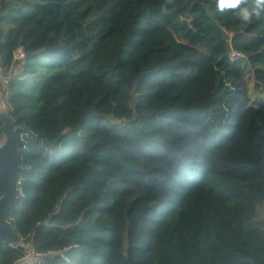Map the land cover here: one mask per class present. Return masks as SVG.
Listing matches in <instances>:
<instances>
[{"label":"trees","instance_id":"16d2710c","mask_svg":"<svg viewBox=\"0 0 264 264\" xmlns=\"http://www.w3.org/2000/svg\"><path fill=\"white\" fill-rule=\"evenodd\" d=\"M244 60L264 84V12L0 0V76L25 129L10 216L44 255L31 264H264V101ZM25 254L1 246L0 264Z\"/></svg>","mask_w":264,"mask_h":264},{"label":"water","instance_id":"95a60500","mask_svg":"<svg viewBox=\"0 0 264 264\" xmlns=\"http://www.w3.org/2000/svg\"><path fill=\"white\" fill-rule=\"evenodd\" d=\"M0 123V188L3 191L0 196V247L17 246L22 237L17 232L10 214L18 206L22 195L20 172L23 167L18 136L25 129L16 127L6 97H0Z\"/></svg>","mask_w":264,"mask_h":264},{"label":"rangeland","instance_id":"374dc122","mask_svg":"<svg viewBox=\"0 0 264 264\" xmlns=\"http://www.w3.org/2000/svg\"><path fill=\"white\" fill-rule=\"evenodd\" d=\"M18 59H21V58H17V60ZM240 65L244 69V79H245L244 80V85L246 87V91H247L248 95L252 99V104L254 106H256L260 102L264 101V84H257L256 79L254 77V73L249 68L246 60L241 61ZM20 70H21V65H18V66L15 65L11 69L10 75L14 76L17 73H19ZM7 82H8V78L5 81L4 78L2 76H0V97H5V87H6V83ZM115 121L116 120H114V122ZM240 163L243 166L249 168L251 171H255L256 170V165H255V161L254 160H251L249 158H243L240 161ZM258 218L264 220V203L259 207ZM18 246L23 247L25 249L26 254H25V257L22 260H20L17 264H31L36 259V258H33L34 251H33L32 247H31V245H29L28 243H25L22 240Z\"/></svg>","mask_w":264,"mask_h":264},{"label":"clouds","instance_id":"9594fccd","mask_svg":"<svg viewBox=\"0 0 264 264\" xmlns=\"http://www.w3.org/2000/svg\"><path fill=\"white\" fill-rule=\"evenodd\" d=\"M169 3L172 0H168ZM216 10L220 13L232 11L244 24L252 22L254 16L264 12V0H215Z\"/></svg>","mask_w":264,"mask_h":264},{"label":"built area","instance_id":"2783aa9c","mask_svg":"<svg viewBox=\"0 0 264 264\" xmlns=\"http://www.w3.org/2000/svg\"><path fill=\"white\" fill-rule=\"evenodd\" d=\"M23 57H24V55H23L21 49H19L16 52L15 59H17V58H21L22 59ZM244 57L245 56L243 54H241L239 52H236L234 50H232V52L230 54V59H231L232 62L239 61V60L243 59ZM17 247H18V245L17 246H12V248H14V249H17ZM33 254H34L33 258H36V259H41V258L44 257L43 254H38V253H35V252ZM63 256L65 257V255H63Z\"/></svg>","mask_w":264,"mask_h":264}]
</instances>
